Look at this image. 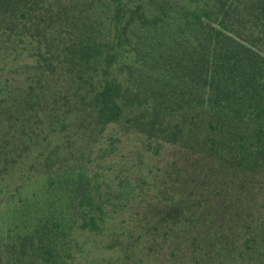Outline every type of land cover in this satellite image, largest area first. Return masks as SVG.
Masks as SVG:
<instances>
[{"label":"trees","instance_id":"16d2710c","mask_svg":"<svg viewBox=\"0 0 264 264\" xmlns=\"http://www.w3.org/2000/svg\"><path fill=\"white\" fill-rule=\"evenodd\" d=\"M129 136L263 169L264 0H0V264L105 230L135 195Z\"/></svg>","mask_w":264,"mask_h":264},{"label":"rangeland","instance_id":"374dc122","mask_svg":"<svg viewBox=\"0 0 264 264\" xmlns=\"http://www.w3.org/2000/svg\"><path fill=\"white\" fill-rule=\"evenodd\" d=\"M112 160L136 166L124 174L135 195L105 230L80 233L66 264H264V164L240 175L190 144L145 151L134 136ZM247 244L251 260L240 251Z\"/></svg>","mask_w":264,"mask_h":264}]
</instances>
